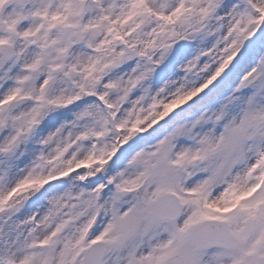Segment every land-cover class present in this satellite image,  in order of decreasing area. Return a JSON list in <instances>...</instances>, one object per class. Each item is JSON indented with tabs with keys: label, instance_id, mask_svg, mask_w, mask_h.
Masks as SVG:
<instances>
[{
	"label": "snow or ice",
	"instance_id": "1",
	"mask_svg": "<svg viewBox=\"0 0 264 264\" xmlns=\"http://www.w3.org/2000/svg\"><path fill=\"white\" fill-rule=\"evenodd\" d=\"M0 264H264V0H0Z\"/></svg>",
	"mask_w": 264,
	"mask_h": 264
}]
</instances>
